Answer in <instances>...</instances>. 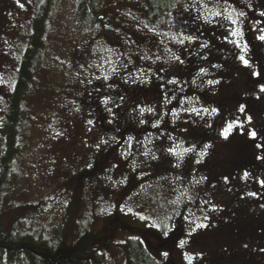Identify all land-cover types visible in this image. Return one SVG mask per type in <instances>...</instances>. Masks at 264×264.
<instances>
[{
    "label": "rangeland",
    "instance_id": "1",
    "mask_svg": "<svg viewBox=\"0 0 264 264\" xmlns=\"http://www.w3.org/2000/svg\"><path fill=\"white\" fill-rule=\"evenodd\" d=\"M41 1L0 0V23L3 26L0 30V154L4 149L2 126L11 99L14 75ZM230 1L177 0L168 13L166 24L152 28L145 23L141 0H101L100 18L105 27L91 30L78 13L77 0H58L48 21L42 62L22 102L21 154L15 158L12 187L0 206V222L5 232L15 222V228L18 223L26 232L48 236L61 225L65 247L52 258L53 263L69 264L72 259L90 261L92 250H96L106 256L103 264H126V254L119 248L122 239H134L133 236L142 239L149 232H153L151 236L154 233L159 235L157 229L167 230L169 219L163 212L166 210L164 204L169 202L174 208L179 205L181 191H177V185L187 182L189 176H180V180H177L179 175L175 172L169 176H142L132 160H118L117 155L111 157L107 153L111 150L110 141L103 136L106 132L99 129L100 115L88 116L83 100L79 102L82 110L77 109L76 97L84 91L82 84L87 83L86 76L90 78L95 71L102 70L104 77L108 78L118 60L128 61L131 82L140 88L145 87V73L153 69L160 72L169 69L164 73L169 79L183 75V68L177 71L175 62L181 60L179 51L185 42L181 43L183 38L174 26L185 18L183 15H190L193 10L199 14L200 9L211 16L218 12V17L225 10L231 11L228 12L231 19L227 18V24L230 30L238 29L241 33L232 37L233 45L240 46L244 39L242 27L245 19L232 15L238 14L236 11L239 10L263 9L264 0H249V6ZM232 20L236 23L233 24ZM259 34L263 35L260 31ZM236 61L242 71L251 76L255 74L249 60H246L247 64L242 60ZM210 81L225 87L221 92L217 90L215 95L218 97L220 94L226 113L216 130L214 145L200 147L208 159L214 156V165L210 162L205 166L206 172L210 170L206 168L213 166V175L209 177L206 174L204 184L206 187L219 183L228 186L232 185L233 177L236 178L239 172L228 164L216 165L220 159H217L215 151L219 145L226 146L228 151L232 147L250 146L249 136L255 132L257 137L260 128L254 124L252 102H259L257 117L264 122V100L248 97L246 85L251 84L250 80L229 69L217 76L211 74ZM212 91L211 88L209 95ZM167 103L168 100L164 104ZM228 124L233 128L225 138L222 132ZM181 143L190 145V141ZM252 146L246 152L252 150ZM225 155L229 156L230 152ZM230 158L229 163H240L238 157ZM244 158L246 156H241L242 163ZM256 174L263 175V167ZM216 175L221 177L220 180H213ZM200 178L192 181L197 183ZM165 183L167 185L163 186ZM259 186L263 188L264 183ZM173 191L176 192L171 195ZM211 192L216 196H209L210 200L205 195L208 203L204 208L196 206L182 216L183 221L180 222L182 228L187 229L188 241L200 240L201 245L192 241L191 252L188 253L191 261L189 257L182 258L180 264H209L200 258V254L206 255L233 245L241 250V254L252 255L254 264H264V231L251 234L246 229L238 235H230L229 232L216 233L215 228L196 227L197 224L206 225L210 212L225 207L235 191ZM263 209L264 201L256 206L249 205L247 209V215L256 219L261 228H264ZM150 222L152 226L148 225ZM109 225H113L111 227H115L113 230L117 232L107 230ZM128 226L142 231L129 232L126 230ZM83 230L99 234V238L89 243L87 252L72 246ZM113 244L118 246L112 247Z\"/></svg>",
    "mask_w": 264,
    "mask_h": 264
},
{
    "label": "trees",
    "instance_id": "2",
    "mask_svg": "<svg viewBox=\"0 0 264 264\" xmlns=\"http://www.w3.org/2000/svg\"><path fill=\"white\" fill-rule=\"evenodd\" d=\"M141 1L145 11V23L152 28L166 24L168 13L177 2V0ZM232 1L246 6L251 4L249 0L230 2ZM57 2L58 0L40 2L14 75L11 99L2 126L4 149L0 154V206L12 187L15 158L21 154L19 135L22 126L23 98L42 62L44 37ZM77 3L78 13L89 29L105 27L100 18L101 0H77ZM262 5L264 6V3ZM193 11H190V15H183L185 18L174 26L185 42L179 51L181 60L175 62V69L180 71L183 68V75L169 79V76L164 74L169 69L161 72L153 69L145 73L146 84L144 88H140L131 82L128 61L118 60L113 74L108 78L104 77L105 73L102 70L95 71L90 78L86 76L87 83L82 84L84 91L79 92L76 97V108L82 110L79 102L83 100L84 110L88 116L95 113L100 115L99 129L103 133L106 132L103 136H106L111 144V150L107 153L112 155L111 157L117 155L118 160L120 158L132 160L136 171L142 176L151 174L169 176L171 172L179 175L177 180H180V176L181 178L189 176L187 182L177 185L179 186L177 191H181L179 205L174 208L169 202L164 204L166 210L163 212L169 219V225L166 227L167 230L160 229L161 232H169L173 222L183 221V214L189 210L193 211L196 206L204 208L208 203L205 202V195L207 198L216 196L212 195L214 192L211 191L224 193L225 190H229L237 194L231 193L233 197L225 207L210 212L206 228H215L216 233L229 232L230 235H238L247 229L254 234L259 230L255 231L253 227L255 224L259 227V222L250 219L247 209L249 205L256 206V203L251 201L248 192L239 191L240 184L244 183L241 176L233 177L232 185L228 186L219 183L206 187L204 184L206 174L209 177L213 175V166L206 168L210 169L208 172L205 166L210 162L214 165L212 163L214 156L208 159L205 150L200 147H212L218 125L226 113L225 104L219 98L220 94L218 97L215 95L217 90L221 92L225 87L221 88L216 81L209 83L210 76L211 74L217 76L228 69L235 73L240 69V65L236 60H219V57L230 55V49L224 46L219 37L220 30L217 26L221 25L220 17L203 13L200 9L199 14ZM211 88L213 91L209 95ZM166 100L168 103L164 104ZM184 140L190 141V145L181 143ZM187 149L191 150L186 151ZM199 176L201 178L197 183L192 181ZM166 185L165 183L163 186ZM243 185L247 190L249 184ZM174 192L176 191L171 195ZM161 217L163 219V216ZM16 224L17 228L14 222L12 228L5 232L0 222V264H55L51 261L52 258L65 247V234L62 233L61 225L48 236H42L26 232L18 223ZM148 225L152 226L151 222ZM259 229L264 231L263 227ZM97 238L98 233L83 230L79 232L72 246L87 252L89 243ZM133 238L124 239V243L119 247L126 254V264H159L140 248V239L134 236ZM29 245L35 247L31 248ZM105 258L106 256L92 250L90 261L72 259L68 263L103 264Z\"/></svg>",
    "mask_w": 264,
    "mask_h": 264
},
{
    "label": "flooded vegetation",
    "instance_id": "3",
    "mask_svg": "<svg viewBox=\"0 0 264 264\" xmlns=\"http://www.w3.org/2000/svg\"><path fill=\"white\" fill-rule=\"evenodd\" d=\"M228 12L231 11L225 10L222 12V15L220 16L221 25L217 26V28L220 30V40L224 46L230 49V55L219 57V60H241V56H243L245 60H249L250 64H253L255 68V74L253 76L249 75L247 72L245 73V71H242L241 66L240 69H237L235 73H237L240 77L244 76L246 80H250L251 84L246 85L248 88V97H258L264 100V91H261V88H264V40H260L258 38L261 36L259 31L264 35V15L261 14L264 13V8L257 10H239L236 11L238 14L232 15H238L239 17H244L245 19V24L242 27L244 39L240 46L233 45L232 43V37L234 36L232 35L233 31L230 30L229 25L227 24V18L230 16ZM240 13H243L244 15L241 16ZM2 28L3 26L0 23V30ZM259 68L260 72L258 71ZM251 109L253 111V116L255 117L254 124L256 127L258 126L260 128L257 133V137L249 136L248 139H250V146L246 144L243 147L240 146L238 149L232 147L230 148V151H228L226 146L219 145V149L215 151V155L217 154V159H220L216 165H219L220 167L221 163L226 166L228 164L233 166V168L239 172L238 175L241 176V180H244V183L240 184V188H238L239 191H246L249 194H254L250 195L251 201L257 204L260 201H264V187L262 188L259 186L260 183H264V174H260V176L256 174L258 169L262 167L264 169V122H262V120L257 117V112L260 109V104L257 100L252 102ZM213 141L214 142L212 143L214 145L216 140ZM246 141L248 142V140ZM251 145L254 146H252V150L246 152L248 151V148H251ZM257 145H260V147H257ZM227 152H230L229 156L225 155ZM243 155L246 156V158H244L245 160L242 163L243 159H241V156ZM233 156L238 157L240 163H229V160L231 159L230 157ZM245 173H247V176ZM220 178V176L216 175V177L214 176L213 180H220ZM243 184H249L247 190L244 189ZM120 223L121 222H119V225L116 226H120ZM255 223L256 222H254V224ZM111 226L113 225H109L107 230L117 232V230H113L115 227ZM182 226V222H173L171 225V230L167 232V235L164 234L165 232H161V230H157L158 234L160 233L157 236H155V233L153 236H151L153 232H149L148 236H145L139 240L140 248L159 264H180L182 258H187L190 256L188 253L191 252L190 244L192 241L193 244L195 243L196 245H201V242H199L200 240L198 241L194 239L189 242V236L186 235L187 229H183ZM259 228L261 227H258L257 224H255L253 227L255 231L261 230ZM126 230L129 232L139 230L142 231V229L129 226L126 227ZM121 241V243H124V239ZM181 241H185L182 246ZM115 246L118 245H112V247ZM200 258L209 264H229V262H232V264H254L252 255L246 256L241 254V250L234 245L231 247L226 246L220 250H213L209 253H206V255L200 254Z\"/></svg>",
    "mask_w": 264,
    "mask_h": 264
},
{
    "label": "snow or ice",
    "instance_id": "4",
    "mask_svg": "<svg viewBox=\"0 0 264 264\" xmlns=\"http://www.w3.org/2000/svg\"><path fill=\"white\" fill-rule=\"evenodd\" d=\"M261 14L264 15V13H261ZM213 15L219 16L220 13L216 12V13H213ZM240 15L243 16L244 14H243V13H240ZM229 19H231V17H229ZM232 23L235 24L236 21H235V20H232ZM240 34H241V33L239 32L238 29H235V30H233V32H232V35H233V36H239ZM258 38H259L260 40H264V35H261V36L258 37ZM184 39H189V40H190L191 37H184ZM182 42H183V41L181 40V43H182ZM237 46H239V45H237ZM240 59H241L245 64H247V61L244 59L243 56H241ZM201 71H204V70L201 69ZM209 83H214V81H209ZM261 91H264V88H261ZM105 103H107V101H105ZM241 110H243V108H242ZM205 111H207V110H205ZM213 111H215V109H213ZM89 123H91V121H89ZM154 126H155V125H154ZM232 128H233V125H232V124H228V125L224 128V130H223V132H222V135H223L225 138H227V136H228L229 132L232 130ZM255 135H256L255 132H252V133H251V136H252V137H255ZM130 139H131V138H130ZM257 147H260V145H257ZM190 150H191V149H187L186 151H190ZM201 155H204V153H201ZM89 167H90V165H89ZM245 175L247 176V173H245ZM250 195H254V194H250ZM196 227H197V228H202V227H206V225H203V224H197ZM164 234L167 235V232H165ZM184 243H185V241H181V246H182ZM189 261H191V258H190V257H189Z\"/></svg>",
    "mask_w": 264,
    "mask_h": 264
}]
</instances>
